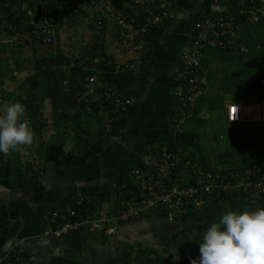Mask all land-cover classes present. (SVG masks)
<instances>
[{
	"label": "crops",
	"instance_id": "1",
	"mask_svg": "<svg viewBox=\"0 0 264 264\" xmlns=\"http://www.w3.org/2000/svg\"><path fill=\"white\" fill-rule=\"evenodd\" d=\"M168 1L172 4L173 19L164 34H159L147 23L145 26L140 10L131 5L137 19L143 22L153 47L147 69L139 77V69L132 74L133 77H138L134 81L116 75L118 71L124 72L121 67L139 59V47L136 44L123 45L120 40L123 29L118 33L119 27L112 26L116 21L111 19L106 46L110 63H116V68H106L98 63L93 67L105 76L108 86L118 92L119 96L129 98L131 103L125 113L119 112L112 117V126L106 128V139L97 148L74 158L65 157L57 148H48L45 154L47 163L42 164L43 174L38 184L13 190L0 185V246L6 241H19L29 253L31 264H140V256L144 252L150 256L148 264L155 262L158 259L156 256H159V264H190L192 259H197L200 255L199 244L194 235L196 230H190L193 224L205 220L214 221L226 209L254 210L262 207L258 202L245 199L239 191L229 201L208 197L197 214L172 216L165 209H160L122 221L120 213L126 208L128 199L137 194L121 199L122 194L116 197L107 188L96 192L95 211L90 209V213L86 214L92 221L96 220L95 227L82 225L59 236L44 234L55 223L52 212L70 203L68 199L77 189L102 185L106 187L116 183L135 165L145 164V159L151 160L155 154L148 153L150 148L153 153L163 147L173 152L178 160L179 172L176 175L182 179L189 175V170L185 167L188 161L193 165L203 166L205 170L227 171L225 168L228 165L216 162L219 158H226L225 155H234L232 149L238 143L235 141L237 124H256L257 107L264 122L263 96L250 94L255 97L251 102L239 98L241 101L227 100L221 106L224 96L231 94L225 87L234 86L235 81L227 80L223 90L220 89V83H215L214 63L221 61L222 57L216 51L218 47L210 46L205 49L200 73L205 83L194 104H186L180 98L183 82L178 76L181 57L195 33L197 17L210 10L212 0ZM116 2L119 12L121 9H128V2L125 3V0ZM127 72L129 73L128 70L125 71ZM234 103L239 108L235 119L232 109ZM246 106L253 108L248 117L242 113V108ZM224 119L234 133L230 135L234 146L224 147L225 150H220L218 155L214 153L212 157L215 160L211 159V166L207 167L204 162H192L189 159L192 157L187 154L197 158L206 155L209 158L201 137H208L209 141L213 137L214 140L220 133L218 126H224ZM209 128L215 133L202 135L201 130ZM221 137L224 139L223 135ZM173 147L175 148L171 149ZM131 174L137 177L133 171ZM137 181L133 183L139 191L138 177ZM108 194H112L110 200L101 202L100 198L105 199ZM0 252L2 255L7 254ZM176 256L179 257L178 260L174 259Z\"/></svg>",
	"mask_w": 264,
	"mask_h": 264
},
{
	"label": "trees",
	"instance_id": "2",
	"mask_svg": "<svg viewBox=\"0 0 264 264\" xmlns=\"http://www.w3.org/2000/svg\"><path fill=\"white\" fill-rule=\"evenodd\" d=\"M93 1L98 3L102 0H0V106L6 105L3 102L5 80L13 78L18 72L20 77L13 93L14 102L18 101L25 106L34 136H38L39 139L38 144L33 147L27 145L20 150L10 152L9 155L0 154V185L10 190L40 182L43 174L42 164L47 163L45 154L48 148L55 146L64 156L74 158L100 146L108 134L106 130L108 120L119 112L121 114L126 112L118 110L114 96L107 98L103 96L108 86L107 80L93 67L98 63L106 68L114 70L116 68V63H110L106 46L112 22L111 16L104 15L103 12L92 7ZM163 1L168 3L171 10L172 4L168 0H155L153 7L162 5ZM220 1L240 19L247 15L242 13L244 9L264 8V0ZM110 2L116 17L132 19L136 27L143 26V22L137 19L131 5L140 10L145 20L147 15L141 7L125 0V3L128 2V9H121L119 12L116 0ZM209 16L210 12L207 10L197 17V21ZM172 19L170 13V17L159 26L151 27L159 34H164ZM114 23L112 26H118L119 33L123 28L118 22H116L118 24ZM194 34L189 47L193 42ZM240 45L245 46L248 52L242 51L238 47ZM216 51L219 52L220 57L222 56L221 61H228L234 67L241 66L240 71L248 73L247 80L251 85V95L264 97V84H261V80L264 79V17L257 23L245 24L239 32L235 45L226 50L218 48ZM152 54L151 39L145 34L138 77L147 69ZM8 72L10 76L6 75ZM132 74L134 73L118 71L116 76L130 81L137 80L138 77L135 78ZM92 76L96 78L99 97H101L98 100H94L93 95L86 92V80ZM116 94L119 95L118 92ZM239 127L235 130V141L254 138L259 146L256 150L250 149L248 155L242 148L234 152L231 157L225 155L226 158H219L216 163L222 162L228 165L225 168L227 171L242 173L247 168L264 163L257 158L260 157L259 154L264 157V124ZM66 137L72 138V141L67 142ZM148 153L156 154L153 153L152 148ZM187 155L192 157L189 158L192 162H204L207 167L213 165L206 155L198 158L192 154ZM148 161V165L137 164L130 171L151 169L153 161ZM177 169L178 165L173 167L170 179L176 177L179 172ZM130 171L116 183L107 185L108 187L102 185L97 188L77 189L68 199L73 204L81 196L86 198L84 204L76 209L77 216L90 213V209L94 210L96 205L94 196L100 191L99 189L104 191L109 188L116 197L122 194L121 199L133 193L138 195L133 183L138 182L137 177ZM166 182H169V179ZM235 194V192L214 193L211 197L229 201ZM111 195H106L105 199L101 197V202L109 201ZM244 198L246 199L245 196ZM258 203L264 206V200ZM199 211L200 208L195 207L185 216L191 213L197 214ZM211 222L205 220L190 227V230H196L194 235L197 244ZM156 258L158 259L150 264H159V256ZM149 260L150 256L147 252L141 253L140 264H148Z\"/></svg>",
	"mask_w": 264,
	"mask_h": 264
},
{
	"label": "built area",
	"instance_id": "3",
	"mask_svg": "<svg viewBox=\"0 0 264 264\" xmlns=\"http://www.w3.org/2000/svg\"><path fill=\"white\" fill-rule=\"evenodd\" d=\"M129 2L141 7L144 14L147 15L145 26L146 23L150 26H159L170 17L171 10L165 1L162 5L154 7L155 0H129ZM91 3L92 7L94 6L104 15L111 16V19L115 18L116 20H114L122 26L123 31L120 34V40L123 45L136 44L139 47V59L121 67L122 71L128 70L137 73L144 46L145 27H136L132 19L116 17L112 12L110 0ZM209 12V17L196 23L193 42L181 57L178 76L183 82L179 96L189 105L194 104L196 97L202 92V85L205 83L200 77L201 61L205 49L210 46L222 50L228 49V47L235 45L239 32L245 24L257 23L264 17L263 7H250L242 11L243 14L247 15L240 19L220 0H212ZM238 47L242 51L248 52L245 46L240 45ZM261 84H264V79L261 80ZM85 87L86 92L93 95L94 100L101 98L94 76L87 78ZM103 96L106 98L114 96L115 105L121 111H125L131 103L129 98L117 95L110 86L106 87ZM232 106L233 108L236 107L237 110L239 109L237 104H232ZM236 122L238 123V121ZM112 123L111 118L107 122V127L110 128ZM175 157L173 152L169 151L167 147H163L150 158L153 161L151 169L133 170V173L139 178L138 195L128 199L126 208L120 213V220L134 219L149 211L160 209H165L172 216H184L195 207L204 206L208 197L214 193L228 194L240 191L247 200L253 203L264 200V163L238 173L236 171L205 170L203 166L193 165L188 161L185 167L188 168L189 175L183 179L175 175L174 179H170L173 167L178 164ZM167 179L169 182H166ZM85 199L84 196H81L73 204L67 203L65 207L54 210L52 220L55 223L49 226L44 234L46 236L52 234L59 236L71 229L80 228L82 225L95 227L97 225L96 220L92 221L88 215L77 216L76 209L84 204ZM0 264H31V261L26 248L22 247L19 241H12L10 252L0 256Z\"/></svg>",
	"mask_w": 264,
	"mask_h": 264
},
{
	"label": "clouds",
	"instance_id": "4",
	"mask_svg": "<svg viewBox=\"0 0 264 264\" xmlns=\"http://www.w3.org/2000/svg\"><path fill=\"white\" fill-rule=\"evenodd\" d=\"M237 108H233L234 118ZM34 133L20 102L0 106V154L9 155L33 143ZM149 164L147 159L144 160ZM11 242L0 251L8 253ZM199 257L190 264H264V206L225 210L201 235ZM175 260H178L174 257Z\"/></svg>",
	"mask_w": 264,
	"mask_h": 264
},
{
	"label": "rangeland",
	"instance_id": "5",
	"mask_svg": "<svg viewBox=\"0 0 264 264\" xmlns=\"http://www.w3.org/2000/svg\"><path fill=\"white\" fill-rule=\"evenodd\" d=\"M5 63H8V62H5ZM242 68H244V67H242ZM214 69H215L214 70V72H215L214 76L216 77L215 83L216 82H217V84L220 83V89L221 90L224 89L223 86L225 85L224 83H226L227 80L228 81L229 80L235 81L234 86L231 85L229 87H225V90L228 89L227 91L231 92V94H226L224 96V99L221 102V106L227 100L232 102V101H236L237 99L241 98V100L245 99L247 102H251L252 99L253 100L255 99V97L251 96L250 93L248 92L251 89L250 88L251 85L249 84V82L247 80L249 76L247 75L248 73L245 74L244 72L240 71L241 66H240V68H238V66H236V67L232 66V64L228 61H218V62L214 63ZM217 71H219L220 74H218ZM238 72H240V74H238ZM6 75L10 76L9 72ZM226 76H227V78H226ZM19 77H20L19 73L16 72V74L14 75L13 78H8L5 80V92H4V97H3V102L5 104L14 102L13 93H14L15 87L18 83ZM246 94H248V96H246ZM258 100H259V98H258ZM256 109L257 110L255 111V113H256L255 120L258 121V122H256V124L259 125L262 122L260 125H263L264 122L262 121L263 120L262 114H259V110H258L259 108L258 107ZM252 110H253L252 106H246V107L242 108V113H243V115L248 117L249 112L250 113L253 112ZM219 114H220V112H219ZM242 123L243 122L237 124V122H235V124H237L238 127L239 126H245ZM223 125L224 126H218V128H220L219 129L220 133L217 134V137H214V140H213V137L212 138L210 137V141H209L208 137L207 138L205 136L201 137V138H203L202 145L204 146V150L206 149L205 153H207V155L209 156V158H208L209 160H211V159L215 160L214 157H212V155H214V153H216V154L220 153L221 152L220 150H222V151L225 150L224 147H226V146L227 147L228 146L233 147L234 146L232 141H230V139H232L230 135H232V134L234 135V133L231 131V129L228 128V123H227L226 119H224ZM201 132H202V135L207 134L209 136L210 134H212L213 130L211 128L202 129ZM213 133H215V131ZM221 134L224 136V139L221 137L222 136ZM66 138H65V140H67V142L72 141V138H69V137L67 139ZM38 141H39L38 136H34L33 143L30 146L33 147L34 145L38 144ZM57 141L58 140H56V142ZM258 146H259V143L257 141H255L254 138H252V139L250 138V140L242 138L240 141H238V143L236 145V147H238L239 149L235 147L232 149V151L235 152V150H237V149L241 150L243 148L244 151H246V153L248 155L250 152V149L256 150V148ZM54 148H56V147L54 146ZM66 149H67V146H66ZM31 151H33V150H31ZM228 151L230 152L231 150H228ZM217 155H216V157H217ZM259 155H260V157L257 156V158L258 159L260 158L261 161H264V157H262V154H259Z\"/></svg>",
	"mask_w": 264,
	"mask_h": 264
}]
</instances>
